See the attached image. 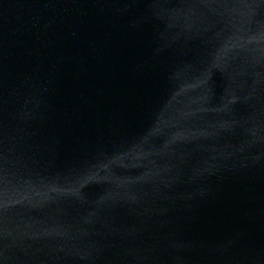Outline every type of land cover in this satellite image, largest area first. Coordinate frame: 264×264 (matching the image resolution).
<instances>
[{
    "label": "water",
    "instance_id": "water-1",
    "mask_svg": "<svg viewBox=\"0 0 264 264\" xmlns=\"http://www.w3.org/2000/svg\"><path fill=\"white\" fill-rule=\"evenodd\" d=\"M0 264H264V0H0Z\"/></svg>",
    "mask_w": 264,
    "mask_h": 264
}]
</instances>
